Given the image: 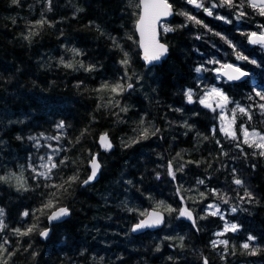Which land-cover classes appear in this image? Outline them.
<instances>
[{"label": "trees", "instance_id": "obj_1", "mask_svg": "<svg viewBox=\"0 0 264 264\" xmlns=\"http://www.w3.org/2000/svg\"><path fill=\"white\" fill-rule=\"evenodd\" d=\"M169 1L177 10L169 21L174 31L163 32L169 54L148 67L136 32L138 0H51L50 5L49 0H0V207L6 225L0 244L7 240L5 247L14 252L9 258L0 251V264H204L205 259L208 264H264V157L243 142L241 131L243 124L264 131L259 107L264 100L256 95L264 92V45L248 40L251 32H264V16L248 0L217 6L212 15L204 8L220 0H203L202 9L187 0ZM182 12L201 23L190 22ZM40 19L48 23L32 28ZM30 30L38 34L24 39ZM124 52L128 65L120 63ZM237 53L247 59H238ZM61 57L74 67L61 65ZM228 61L246 69L247 78H218L213 68ZM89 65L95 67L86 71ZM118 81L126 89L122 94L101 89ZM127 83L133 88L127 90ZM216 84L228 94L229 107L249 109L250 120L238 115L236 139L226 136L213 109L199 102ZM188 89L192 103L185 96ZM60 121L63 129L56 127ZM144 128L160 131L140 139ZM103 133L112 139L110 150L99 146ZM136 139L139 143H131ZM49 153L58 167L46 179L39 175V160ZM94 155L102 171L84 187ZM75 173L79 181L67 193L58 192L57 207L67 206L71 214L44 239L39 232L49 227L54 209L44 214L37 209L56 191L45 185L60 184ZM236 178L244 184L236 185ZM18 182L28 190L18 191ZM245 190L253 193L252 202L241 199ZM161 201L166 225L134 235L132 225ZM209 205L224 213L208 210ZM167 206H188L195 225L178 211H165ZM25 211L29 216H23ZM233 223L238 231L220 233ZM34 224L36 230L27 236L14 231ZM249 235L256 239L247 241ZM244 242L248 250L241 248ZM252 247L256 255L248 254Z\"/></svg>", "mask_w": 264, "mask_h": 264}, {"label": "snow or ice", "instance_id": "obj_2", "mask_svg": "<svg viewBox=\"0 0 264 264\" xmlns=\"http://www.w3.org/2000/svg\"><path fill=\"white\" fill-rule=\"evenodd\" d=\"M12 2L14 4L19 3V0H12ZM187 3L194 5L196 8H202L204 7L203 3L200 2V0H187ZM249 5L256 9L258 8L259 10V14L264 16V0H259V2H257V0H248ZM51 4V0H49V5ZM224 5H228L229 7L235 6L234 5V0H220V4H213L211 8H204V11L208 13V15H212V8H215L217 6H224ZM137 8L141 9V14L139 15V18L136 21V27L137 30L140 33L141 36V41H140V46L144 49V59L145 61H147L149 64H151L154 61H159L163 56H165L168 52V45L166 43H161L158 39H157V28L156 25L157 23L160 21L161 17H166L169 15L173 14L172 11V5L168 2V0H138V3L136 4ZM239 7H243V3H241L239 5ZM49 10H51L49 8ZM82 10V9H80ZM180 15H184L188 20L191 21H195L196 23H201V21L196 20V18L192 15H189L187 12H182V13H178ZM240 15H244L243 12L240 13ZM222 18V17H221ZM45 23H48L47 20L45 19H40L38 21H35L31 27L35 28L37 26L42 27ZM163 27V32L167 33V32H171L174 31L173 28L168 27V26H162ZM178 27H183V25L178 26ZM97 30L101 31L99 29V26L97 25ZM38 33H35L33 31H29L27 35H23V38L26 40H30L31 37L33 35H36ZM110 39H112L113 44L116 47H121L118 42L116 41V38L114 37H110ZM250 42L253 44H264V33H261L260 35H257V33L253 32L250 34L249 36ZM121 51H123V49L121 48ZM73 52L75 55H80V51L77 49H73ZM237 58L238 59H247V57H242L239 55V53H237ZM210 63H215L216 61H209ZM121 64L123 65H128L130 64V61L128 59V53L124 52V59H122L120 61ZM252 63H255V61H252ZM60 64L63 65L66 68H73L74 64L71 62H66L64 60L63 57L60 58ZM80 67H84L83 63L80 62L79 64ZM95 66L94 65H89L85 70L86 71H91L93 70ZM224 67H227L229 69H233L232 65H225ZM202 70V67H198L197 69H195L196 72H200ZM228 79L229 80H239L241 79V77L247 75L246 72L242 71L239 68H235L232 70L231 73H228ZM130 79V77L128 78ZM133 88V84L132 83H127V89H132ZM101 89H108L111 93L114 94H122L126 89L124 86L123 82H116L115 84L109 85L107 83L101 85ZM101 89H98L101 90ZM256 95L260 97L261 100H264V92H256ZM185 96L187 98V101L189 103L193 102V91L191 89H188L185 92ZM210 99H214L216 102V106L219 108H224L228 103H230V99L229 97L220 89L213 87L211 89V91L209 93H206L204 95L203 98L200 99V103L203 104L205 107L208 108H212V104L209 102ZM118 106V104H117ZM261 110H264V104H260L259 105ZM215 109H213L214 111ZM121 111H127L126 108H121ZM177 111H181L180 109H177ZM239 111V113L247 115L248 119H251V115H249V112L246 108L241 107L239 104H237L236 108L232 110L233 112V119L232 121H229L224 127L221 128V131H223L225 133L226 136L231 137L232 139H236L237 135L236 132L233 130L232 125L235 122V113ZM224 117L221 116V121H224ZM141 123H143V121H141ZM57 128H61L63 129L65 127V123L64 121H60L57 125ZM160 130L157 128L155 129V131H151L149 128H144L142 130V132L140 133V139H147L149 135H155L156 132H159ZM241 131L243 133L244 136V143L247 144L249 147H253L255 149L259 150V155L264 157V134L258 132V131H251L249 132V130L247 128H243L241 127ZM87 133V129H85L81 135L83 136L84 134ZM43 135V134H41ZM17 139H22V137L17 136ZM28 139L30 140H36L37 137L36 136H29ZM57 139H59V137H57ZM77 142H79V140H77ZM100 143L102 145V147L105 148V150H110L113 145L111 143V141L108 138V134L104 133L103 135H101L100 137ZM131 143H139V139L133 140ZM217 143H219V141H217ZM126 146H131V144H128ZM239 146V145H237ZM254 155L256 154L255 152L253 153ZM179 155V153L177 154ZM43 159V158H41ZM49 159V163H51V157L48 158ZM65 163L64 160L60 161V164ZM42 167H45L47 169V172H41L39 173L40 176L45 177L46 179L48 178V173L51 172L52 168H57L58 165L56 163H51V167L49 168L47 164L42 165ZM90 167H91V172L90 174L87 176L86 179H84L81 183L83 185H87L89 183H91L93 180L96 179L101 165L98 162V160L95 157H92V159L90 160ZM253 167H255V165H253ZM168 174L170 176H172L173 179H175V173L171 170V165H169V172ZM157 178L159 179V174H157ZM0 179H4L3 177H0ZM79 174L75 173L71 176H68L66 178H63V182L60 184H52V185H45L46 187H51L53 189H56V191L50 192L47 194V199L46 202H44L41 206V208L37 209V211H40L41 214H44V209H54V211H52L49 215H48V219L49 221H55V220H59L65 216H68L71 214L70 209L67 206H59L57 207V205H59L60 203V197L58 195V192H60L61 190L64 193L68 192V189L72 187L73 184L77 183L79 181ZM19 181V178H18ZM198 183L203 184L204 181L200 180L198 181ZM234 183L236 185H243L244 181L242 179L236 178L234 179ZM65 185H67V187H65ZM20 189H23L25 191H27L28 189L24 186L23 183H19L18 182V187L17 190L19 191ZM203 195V194H201ZM245 197L248 198V202H252V200L255 199L254 195L252 192L245 190L244 193V197H241V199L243 200ZM224 203H228L227 200H224ZM164 202L161 201L157 207H163ZM209 207H213L212 205H209ZM165 211H167L168 213H172L174 211H178V214L180 217H186L189 220L193 221V225H195V220H193V215L192 212L188 209V208H180V209H174L171 206H167L165 209ZM219 211V208L217 206V212ZM232 212H236L237 209L235 207H233L231 209ZM4 212L3 209H0V216H3ZM213 215L217 214L216 212L212 213ZM141 215H144V213H141ZM24 217L29 216V212L25 211L23 213ZM163 222V215L160 212H152L150 214H148V218L145 220H141L139 223H137L134 227H133V231L139 230V229H143L145 227H152V226H157L159 224H161ZM4 227H6V225L4 224L3 220H0V230H2ZM239 225L233 223L230 226H228V228L226 230L232 231V232H236L239 229ZM37 228V225H32L28 228H26L25 230H21L20 228L14 229L15 233L18 236H27L29 234H31L33 231H35ZM48 230H42L39 232V235L41 237H45L47 238L48 236ZM166 239H169L168 237H166ZM181 241V247H183V240L184 237H180L179 238ZM256 238L252 235H249L247 237V241H254ZM9 242L7 240L4 241L3 244H0V251L3 252H8V249L5 247L6 244H8ZM221 244H224L225 246H227L228 241H221ZM213 245L215 246V242H213ZM29 247H31V245H29ZM241 248L244 250H248L250 248V244L248 242H244L241 245ZM157 251H159V247L156 249ZM258 249L256 247H252L251 251L248 253L249 255H256L257 254ZM14 255V252H8V256L9 258ZM169 259H172L171 257H169ZM4 264H7V261H4ZM204 264H208V261L205 259Z\"/></svg>", "mask_w": 264, "mask_h": 264}, {"label": "water", "instance_id": "obj_3", "mask_svg": "<svg viewBox=\"0 0 264 264\" xmlns=\"http://www.w3.org/2000/svg\"><path fill=\"white\" fill-rule=\"evenodd\" d=\"M168 2L170 3L169 0H168ZM257 2H259V0H257ZM170 4L172 5V11H173V14H172V15H169V16H166V17H161V18H160V21H159V22L157 23V25H156V28H157V39H158L161 43H166V42L163 41V39H162L161 23H162L163 21H165V20H171V19H173L174 16H175V14H176V10H175L174 5H173L172 3H170ZM140 14H141V9H140ZM136 32H137V36H138V40H139V48H140V51H141V59H142L143 62L146 64V66L150 67V66H154V65L161 64V63L163 62V60H165V59L168 57L169 50H170L169 45L166 43V44L168 45V52H167V54H166L165 56H163L159 61H154V62H152L151 64H149V63H148L147 61H145V59H144V49L140 46L141 36H140L139 31L137 30V27H136ZM260 34H261V33H257V35H260ZM226 65H232V66H233V69H235V68H239V67H237V66H235V65H233V64H231V63L226 64ZM233 69H229V68H227V67H224L223 69H221V70L219 71V73H220L221 75H223L224 77L228 78V75H227V74H228V73H231ZM239 69H241V68H239ZM241 70H242V69H241ZM242 71H243V70H242ZM246 77H247V75L241 77V79H239V80H230V81H240V80H242V79H244V78H246ZM127 90H129V89H127ZM211 104H212V103H211ZM212 106H213V104H212ZM102 135H103V134H102ZM100 137H101V136H100ZM100 137H99L98 143H99L100 147H101L102 149H104V147H102V145H101V143H100ZM108 138H109V140L111 141V137H110L109 135H108ZM94 157H95V158L98 160V162L100 163L101 168H100V171H99V173H98L96 179L93 180L91 183H89V184H87V185H83V184H82L84 187H86V186L92 184L93 182H95L96 180H98L99 177H100V174H101V171H102V167H103V165H102V163H101V161H100L98 155H95ZM89 168H90V172H91L90 161H89ZM89 174H90V173H89ZM188 209H189V208H188ZM189 210H190V209H189ZM53 211H54V210H53ZM154 211L162 213V215H163V222H162L161 224H159V225H157V226H152V227H145V228H143V229H139V230H136V231H133V230H132L133 227H134L137 223H139L141 220H145V219H147V218H148V214H150V213H152V212H154ZM190 211H191V210H190ZM191 212H192V211H191ZM192 215H193V212H192ZM65 218H66V216L63 217V218H61V219H59V220L49 221V227L45 229V230H48V233H49L48 236H47V238H49V236L52 234V231H53V225H54V224L61 223ZM185 218H186V217H185ZM166 219H167V218H166V214H165V212H164L163 210H161V209H157V208H151V209L147 212V214H146L143 218L140 219L139 222H137L136 224H134V225L132 226V228H131V232H132L134 235H138V234L144 233V232H146V231H156V230H158V229H161V228L165 225V223H166ZM193 220H194V215H193ZM191 221H192V220H191ZM43 238H44V239H47V238H45V237H43Z\"/></svg>", "mask_w": 264, "mask_h": 264}, {"label": "rangeland", "instance_id": "obj_4", "mask_svg": "<svg viewBox=\"0 0 264 264\" xmlns=\"http://www.w3.org/2000/svg\"><path fill=\"white\" fill-rule=\"evenodd\" d=\"M200 2L203 3V0H200ZM214 4H216V2H214ZM212 5H213V4H212ZM212 5L208 6L207 8H211ZM202 8H203V7H202ZM202 8H199V9H202ZM199 9H198V11H199ZM213 11H214V8H212V12H213ZM188 14H189V15H192V16L195 17V15L192 14L191 12L188 13ZM190 22H194V21H191V20H190ZM162 26H168V27H171V28H172V25H171L169 22H168V23H167V21H166V22H163L162 25H161L162 33H163V27H162ZM261 32H262V31H261ZM226 63H227V62L221 63V64H219V66H216L215 68L220 69V68H222ZM218 78H219V77H218ZM213 87L222 90V91L228 96V94L225 92V90L223 89V87L220 86L219 84H216V85H214V86H212V87L206 89V90L203 92V95L200 97V99L203 98L204 95H205L206 93H209ZM209 102H215V100H214V99H210ZM236 106H237V104H236L234 107H232V106L229 107V105L227 104L224 108H219V107H217V106H215V107L213 108V109H215V110L213 111V113H214V115H216V117L218 118V121H219V124H220L221 128L224 127L229 121H232V119H233V112H232V110L235 109ZM240 106L246 108V109L249 111V109H248L246 106H242V105H240ZM239 114H241V113H239V111H237V112L235 113V122H234V124L232 125L233 130L236 132V135H238L236 125H237V120H238V115H239ZM221 116H223V117L225 118L224 121H221ZM243 128H247V127L243 124ZM247 129H248V128H247ZM248 130H249V132L255 130V131H258V132L264 134V131H259V130H257V129H253V130L248 129ZM44 139H48V137H44ZM243 139H244V136H243ZM49 157H51V162H52L53 156H52L51 153H49L48 155H47V154H43V155H41L40 160H39V163H40L39 172H40V173H41V172H47V169H46L45 167H42V165L47 164L48 167H50L51 163H49V159H48ZM41 158H43V159H41ZM212 206H213V207H211V208L208 207V210H214V211L217 212V205H212ZM218 208H219V207H218ZM0 209H2V208L0 207ZM3 212H4V211H3ZM218 212L221 213V214L224 213L222 210H220V208H219V211H218ZM4 215H5V214H3V216H0V220H3V222H4ZM230 225H231V224H227L226 227L220 231V233H224V232H226V229H227L228 226H230Z\"/></svg>", "mask_w": 264, "mask_h": 264}]
</instances>
